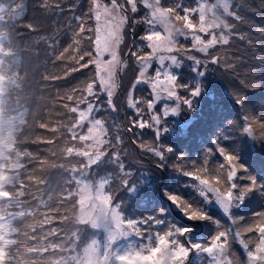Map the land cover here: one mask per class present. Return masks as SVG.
Segmentation results:
<instances>
[{
    "label": "snow or ice",
    "instance_id": "snow-or-ice-1",
    "mask_svg": "<svg viewBox=\"0 0 264 264\" xmlns=\"http://www.w3.org/2000/svg\"><path fill=\"white\" fill-rule=\"evenodd\" d=\"M138 3H142L147 9L139 22L148 25V28L146 33L140 36L144 43L129 52L139 67V74L132 84V89L135 90L140 84L147 85L152 98L145 101L150 114L149 119L145 120L144 109L137 107L140 101L134 100L132 92H129L127 103L129 108L135 110V118L127 130L132 131L134 128L151 130L154 133L153 145L141 144V147L161 161L165 159V153L171 151L169 148H162L158 142L161 131L165 130L161 125L165 117L175 114L178 109L163 107L160 112L156 105L160 101L175 100L191 110L193 99L200 94L199 86L190 87L179 83L172 71L173 67L180 65V59L173 53L188 51L179 44V37L190 39L191 48L206 55L217 45H229L233 35H237L240 40L246 39L243 34H234L235 25L226 19V17H233L237 21L242 19L238 12L232 10V0H215L213 3L209 0H199L195 7L183 4L182 0L168 5L162 4L161 0H123V3L121 0H110L108 4L103 0H90L86 14H73L69 20L70 28L71 22H76V26L71 28L72 43L64 47L59 55L69 53V60L74 61L76 66L67 69L65 75L90 66L94 68V73L90 79L71 89L67 94V101L72 102L75 98V102L65 103L63 107L76 116L70 125H64L62 122L61 124L67 128L72 143L66 141L61 150L67 163L57 164L54 161L52 166L71 173V180L77 187L74 192L66 191L63 200L77 197L72 203L74 206L78 204L80 209L77 220L81 223L86 222L93 229L103 227L107 231V238L103 244L92 240L80 251L75 247L77 229L71 234L70 247L66 248L64 243L50 240L44 242L48 237L58 236L62 231L57 227L44 231V225L51 224L56 219L63 222L67 216L44 214L38 223H24L23 226L18 224L17 222L25 217L40 215L38 209L30 205V198L35 196L33 187L43 192L44 189L40 186L48 183L44 176L33 175L34 169H29L27 165L36 161L38 168L42 170L43 166L48 164V160L30 151L3 150L4 155L0 156V176L5 178L0 181V264H148L149 261H153V264H189L190 255L205 253L211 258V264H264V212L256 213L251 223L247 225H241L240 218H233L230 215V209L243 203L248 194L264 192V185H258L254 178L249 177L248 185L237 194L235 181L238 173L245 169L223 148H219L218 151L223 156L225 164L215 170L214 174L209 175L208 169L204 167L180 171L197 182L199 195L203 197L205 203L214 200L219 205L229 217L230 226L221 224L213 216L206 214L203 208L175 194H167V198L183 214L185 223L161 227L164 223L163 210L160 219L148 217L139 221L126 220L119 211L120 204L114 203L117 193L110 187L113 176L104 175L95 182L88 179L89 173L95 171L93 166H98L102 162L114 164L118 169L116 179L120 191L126 190L130 195L137 192L135 182L132 181V173L126 170L119 152H112L109 159L104 160V157L109 155L108 149L114 145L108 137L104 121L94 115L101 111L102 107L94 101L106 95L108 108L116 111L113 95L118 86L117 73L127 67V61L120 58L119 49L124 42L123 30L130 19L128 10L130 9L133 14L137 13ZM64 4L65 0H36L35 6L47 14L58 15L64 12ZM70 7L74 10L78 5L73 4ZM193 17H198V20H194ZM87 20L94 21V27L88 25ZM27 27L30 32L37 31L31 22H28ZM88 33L93 35H87ZM202 33L209 38L204 39ZM41 38L49 39L46 35ZM84 39L89 40L90 49H81V41ZM57 43L49 42L48 47H56ZM145 48L150 51L145 52ZM186 58L202 67V61L195 56L187 55ZM220 59L218 56H211L209 62L218 64ZM154 61L158 66L154 69L153 75H148ZM206 67L207 64H204L203 68ZM181 89L187 92L186 96L179 95L178 90ZM77 92L79 95H76ZM235 98L237 103L243 104V96ZM245 119L247 126L243 131L257 140H264V121L257 117ZM85 124L88 125L86 131ZM256 124L262 130L259 135L254 132ZM41 128L53 133L59 130L43 124ZM53 141L54 137L40 138L41 143L52 144ZM120 142L121 138L117 136L116 143ZM51 154L56 155L55 152ZM73 157L79 159L73 161ZM39 206L47 207V201L39 200ZM56 213L60 211L57 210ZM204 222L216 225V232L209 240L208 246L193 239L196 229ZM152 225H156L157 229L149 230ZM144 226L148 229L147 233L143 230ZM37 227L41 229L40 233H37ZM145 235L146 242L143 241L139 247L129 245L128 250L122 252L118 246L120 242L132 236L143 238ZM30 240L35 243L30 244ZM233 241L243 248L246 256L244 261H241L232 250ZM49 249L66 254L45 257L44 253Z\"/></svg>",
    "mask_w": 264,
    "mask_h": 264
},
{
    "label": "trees",
    "instance_id": "trees-1",
    "mask_svg": "<svg viewBox=\"0 0 264 264\" xmlns=\"http://www.w3.org/2000/svg\"><path fill=\"white\" fill-rule=\"evenodd\" d=\"M174 2H180V0H161V3L164 5ZM198 2L199 0H182L183 4L192 7H195ZM209 2L213 3V0H209ZM104 3L108 4L110 3V0H105ZM121 3H123V0H121ZM73 4L78 5L74 10L70 7ZM89 4L90 0H65V4L63 5L65 8L64 12L59 13L58 15H50L35 6L36 0H0V25L3 21L9 23V30L3 29L2 27L0 28V56L4 54L5 57L11 59L14 68V71L10 74L12 80H10L9 77H6V81L3 85L4 89H0L8 94L6 102H8L9 99L12 108L14 109L15 107L19 110L22 122L26 123L27 126L26 132L30 137V139L27 138V141L22 142L20 146L16 147V150L30 151L40 158H44L47 151L52 150L56 154L55 156L52 155V159L57 164L67 163L63 159L61 150L65 146L66 141L69 143H72V141L70 134L67 132V128L63 127L61 122L64 125H70L76 114L69 113L63 105L65 103L72 104L75 102V98L72 102L67 101V94L71 89L90 79L91 75L94 73V68L90 66L89 68L65 75L67 69L75 67L76 65L75 62L69 60V58L62 59L63 56L59 55V53L63 52L64 47H67L72 43L73 37L71 28L76 26L75 21L71 22V28L69 27V22H64L66 14L72 13V16L73 14H86ZM137 7L138 12L135 14L131 13L130 9L128 10L127 14L130 17L128 21L129 25L127 24L124 28V42L120 45L119 49L121 60L128 62L131 61V63H127V67H125L126 78L124 73H121V75L117 73V82H121V88L124 87V82H126V86L129 87L133 80L136 79L137 76L135 75H138L136 71L137 66L133 62L130 54L128 55L129 52L126 53L125 50L128 39L133 42L134 40L141 41L140 36L144 35L148 28V25L139 22L146 13V9L143 7L142 3H138ZM232 10L238 12L242 19L240 21L235 20L233 17H226V19L229 23L235 25V28L233 29L234 34L245 35V40H240L237 38V35H233L229 45H217L215 48L210 49L209 53L206 55L208 58H211V56H218L221 59L219 62L220 64L217 67L212 68L211 72L207 74L201 75V70L203 69L204 64L211 66L209 62L202 63V67L196 66L192 60L187 59L181 52H176L180 59L179 67L172 69L176 77L181 76L184 78L180 81L182 84L189 85L190 87H200V94L194 99L196 101L200 99L203 102L194 105L191 110L188 108L187 110L190 113V116H198L199 114L204 115V119H196L195 124L197 127L192 129L205 135L200 136L194 131H190L183 137H179L180 135L175 137L164 135L160 136V140L165 143L160 145L171 146L172 149V145H180V152L183 153L181 150L186 147L203 146L211 148L214 143L224 144V141H228L226 139L227 134H233V140H236L239 137L237 134L245 133L243 131L247 126L245 119L235 125L232 124L243 115V110L241 109L242 106L237 103L235 97L240 96L242 93L248 92L251 89L244 85L240 86L236 79L231 80L225 73H232L238 70L241 66L248 68L251 71L252 81L264 87V56H257L258 53H264V0H234ZM193 19L198 20V17H193ZM28 22H31L37 31L30 32L27 27ZM86 23L94 27V21L87 20ZM45 35L49 38L48 40H43L41 38ZM87 35L93 34L88 33ZM201 35L206 39V36H204L203 33ZM249 41H251V43H249ZM49 42L58 43L56 47L50 48L48 47ZM12 43L13 45L11 46ZM143 43L144 42L142 41V44ZM179 44L187 45L191 49V52L195 51L191 48L190 39L186 40L183 37H179ZM90 47L91 45L88 39L81 41L82 50L90 49ZM133 48L134 45L130 50H133ZM147 51L150 50L146 48L145 52ZM64 55L69 56V53H64ZM220 79H222V82H220ZM144 87V84L137 85L136 89L133 90L132 96L134 100L140 101V103L137 104V107L144 109V112L148 113L146 103L144 104L139 97V93ZM130 88L131 87H129V90ZM98 89L99 86L97 85V90ZM127 89L128 88H123L121 91H119L118 88L116 89V92L113 95V103L116 107V111H112L108 108L106 95L101 96L100 100L94 101L97 105H102L101 111L94 113L95 117L104 121L107 130H109L108 127L110 128L108 137L111 139L114 147L108 149V157L111 155V150L113 152H116L117 150L120 152L119 149H116V146L121 145V148H124V145L122 144L124 139L129 142L130 140H136L138 138V144H142L138 134L133 136L134 131L127 130L131 127V115L133 112L135 113V110L128 106L127 101L129 91H127ZM148 91H150L149 88ZM184 94L187 95V92H184ZM76 95H79V92H77ZM140 95L145 98L144 94L140 93ZM250 95L252 96L250 100L251 105L254 104L255 100L259 102L264 101V92L252 91ZM81 107H84V105H81ZM259 108L260 104L252 107L254 111H258ZM53 109L62 111L59 117H52V119L56 120V125H54L53 128L59 129L55 133L46 128H41V125H44L46 119L52 115L51 110ZM118 110H121L120 114H118ZM31 120L33 121L32 127H30L29 123ZM174 120L177 119L175 118ZM114 122L119 124V127L123 126V134L121 133L122 142L120 143H116V138L119 136V133L117 129H114ZM200 123H202V127H199ZM45 126L50 128V125ZM87 127L88 125L85 124L84 131L87 130ZM199 129L202 131H198ZM138 130L140 131L141 129L138 128ZM34 133L49 138L54 137V141L52 144L41 143L40 141L34 142L32 141ZM248 136L245 137L244 141L249 143L251 140L261 148L259 140L254 137H250L249 139ZM15 145L17 144L15 143ZM77 146H79V144ZM135 146L136 152L133 155L134 157L127 155L126 152L124 155H120L123 159V163L125 162V168L135 174L141 169L148 170L152 177L151 181L148 183L150 185L149 188H151L149 192L151 193L153 188H155L157 198L160 200H153L150 198L147 201V205L150 208L155 207L154 209H156V207H165L171 201H169L168 198L166 200L162 193L160 194V191H167L173 186L168 173L170 170V157L161 161L152 153H149V155L146 156L143 154L141 148H138L136 144ZM228 150L233 153L232 150ZM136 154L139 155L140 159L145 158V162H138ZM27 159L28 158H25V160ZM27 167L29 169H34L33 175L44 176L48 179L47 184L40 186L44 189L43 192H40L33 187L35 196L30 198V204L37 199L38 203L41 199L46 201L51 196V199L48 202L49 205L58 208L60 213L66 216L68 202L71 201L72 204L74 198L72 197V200L69 199L65 201L63 200V195L66 194V191H73V186L61 185V177L65 174L70 177L71 173L59 167H53L51 170L42 171L38 168L36 161L28 163ZM56 181L57 185L54 186ZM68 182L72 183V181ZM194 189L199 195L197 183L195 184ZM201 200L211 210L216 209L217 211H222L214 200L209 203H205L203 198ZM241 205L242 203L240 206ZM51 207L47 210V215H61L56 213ZM77 209L79 211V207H77ZM167 210L172 218L181 223H185L181 220L183 218L179 216L178 212L169 209ZM165 213L169 216V213L166 211L163 212V216L166 215ZM146 216L147 215L145 214V217ZM148 217L151 216H147V218ZM143 218H137V221ZM154 218L160 219L161 214L154 216ZM164 219L165 218L163 217V221H165ZM17 223L23 226L24 223H30V220L28 217H25L22 221H18ZM163 226H165L164 223L161 227ZM208 226L211 227V223L204 222L202 227L200 226L202 231L196 233L193 237L195 242L208 246L209 240L214 235L213 231L209 232L212 228H208ZM48 227L61 228L66 236H64L61 231L58 236H53L54 238L48 237L44 242L47 243L50 240L55 243H64L66 248L71 246V234L77 229L78 238L75 247L80 251L91 243L92 240H101V244H103L107 238L105 234H103L101 238L98 230L91 228V226L86 223H81L77 220V216L68 217L64 222H61L59 219L53 220L51 224H48ZM151 229L156 230L157 226L152 225ZM140 238L141 237L132 236L127 240L120 242L118 246L122 252L127 251L129 245L139 247L143 241L146 242V236L142 238V242ZM232 245L237 247L243 258L246 259L245 252L244 250H241V246L234 241ZM64 254L66 253L59 252L58 250L54 252L52 249H49L48 252L44 253V256L51 257L53 255ZM193 255L195 256V254ZM197 256L199 257L198 260H200V262L196 264H211V258L206 253Z\"/></svg>",
    "mask_w": 264,
    "mask_h": 264
},
{
    "label": "rangeland",
    "instance_id": "rangeland-1",
    "mask_svg": "<svg viewBox=\"0 0 264 264\" xmlns=\"http://www.w3.org/2000/svg\"><path fill=\"white\" fill-rule=\"evenodd\" d=\"M2 1H5V0H2ZM103 2H105V0H103ZM213 2H215V0H213ZM233 3H234V0H232V5H233ZM146 12H147V9H146ZM71 17H72V13L66 14L64 22L68 23ZM230 24H232V23H230ZM63 25H65V24H63ZM92 25H93V22H92ZM1 27L3 29L9 30V23L7 21H3V22H1L0 28ZM130 30H131V28H130ZM123 31L125 32V30H123ZM10 36H11V34H10ZM208 38L209 37L206 36V39H208ZM12 45H13V43L11 44V46ZM133 45H134L133 50H136V48H138L140 45H142V41L134 40V42H133L132 40L130 41V39H128L127 45L125 47L126 53L130 52V49L132 48ZM180 45L183 48L188 49L187 52L181 51V53H183L185 56L192 55V56H195L196 58L200 59L202 61V63L209 62L210 58H208L206 56V54L200 53L197 51L191 52V49L187 45H185V44H180ZM145 50H146V48L144 49V51ZM177 53L176 54L173 53V54L177 55ZM128 55H129V53H128ZM257 56H264V53H261V54L258 53ZM68 58H69V56H67V55H63V57H62V59H68ZM105 59H107V58H105ZM132 59H133V62L135 63V65L137 66L136 71L139 74V67H138L137 63L135 62V58L132 57ZM127 63H131V61H129V62L127 61ZM219 64L220 63L211 64V66H209L207 64V67L203 68L201 70V72L203 74H207V73L211 72L212 68L217 67ZM130 66H132V65H130ZM157 66L158 65L154 61L152 64V67L148 70V75H153L154 69ZM173 68H175V67H173ZM129 69H130V67H129ZM13 71H14V68H13V65L11 63V59H8L7 57H5L4 54H2L0 56V77H6V76L10 75ZM121 73H124L125 78H126L125 68H123V70H121ZM225 74L231 80L236 79L237 83H239L240 86L244 85V86L251 89L250 91L244 92L240 95V96L244 97L243 104H241V106H242L241 109L243 110V115L238 120L234 121L232 124L235 125L237 123H240L247 116H249V118L257 117L261 121H264V101L259 102V101L255 100L254 104L251 105V103H250V100L252 98L250 93H252V91L264 92V87H262L261 85H258L252 81L251 71L248 68L241 66L238 70H236L232 73H225ZM135 76H138V75H135ZM177 78H178L179 83H181L180 81H182L184 79L181 76H178ZM212 78H213V76H212ZM215 78H216V76H215ZM134 82H135V79L133 80L132 84ZM220 82H222V79H220ZM132 84L129 86V87H131L129 90V87L126 86V82H124V87H122V89L128 88L127 91L132 92V94H133ZM117 85H121L119 81L117 82ZM117 88H118V86H117ZM148 88L149 87L147 85H145V87L143 89H141V91H140L141 94L145 95V98L141 97V95L139 93V97L142 99L144 104H145L146 100H149L152 98L150 95V91H148ZM115 92H116V90H115ZM178 93L182 97L186 96L182 89L178 90ZM6 95L8 97L7 93H6ZM201 102H203V101L200 99L198 101H196L194 99L193 100V106L198 104V103H201ZM259 104H260V108L258 109V111H254L252 109V107L257 106ZM193 106H192V108H193ZM163 107H177L178 110L175 114H169L167 117L164 118V121L161 125V128L165 129V130L161 131L160 136L168 135L169 137H175L177 135H180L179 137H183V136L187 135L190 131H194L195 133H198L195 130H193L192 128L197 127V125L195 124V121L197 118H203L204 119L203 114H199L198 116H196V115L190 116V113L188 112L187 107L182 105V104H179V102L175 101V100L160 101L158 103V105L156 106L157 110L160 112H162ZM61 113H62V111H60V110H55V109L51 110L52 115H50L46 119L44 125H50V128H53L54 125H56V120L52 119V117H59ZM120 113H121V110H118V114H120ZM143 116H144L145 120L149 119V113L143 112ZM21 118L22 117L20 116L19 111L13 109L11 104H9V103L5 104L2 102L0 103V121H3V122L11 121L12 124L14 125L15 142L12 144V148L10 149V151H16V147L20 146V144L22 142L30 139L29 135L26 132V130H27L26 123H23ZM131 118L132 119L135 118L134 112L131 115ZM175 118L177 120H174ZM131 121L132 120H130V125H131ZM29 123H30V127H32L33 121L31 120V121H29ZM199 127H202V123L199 124ZM108 129H109L108 130V132H109L110 128L108 127ZM114 129H117L119 136L121 138V133L123 134V126L119 127V124H116L114 122ZM133 131H134L133 136L138 134V137L140 138V141L142 144H145L146 146L153 145L154 133L151 130H149L148 128H145V129L139 131L138 128H134ZM187 131H188V133H187ZM198 131L201 132L202 130L199 129ZM261 131L262 130L259 128L258 124L254 125L255 134L259 135V133ZM198 134L200 136L205 135V134H200V133H198ZM41 136H43V135L34 133L32 141H34V142L40 141ZM160 136H159L158 142H159V144H164L165 142L160 140ZM237 136H239V137L236 140H233V134H227L226 139L228 141H224V144L223 143H220V144L214 143L213 147H211V148H206L203 146L186 147V148H183L181 150L183 153L180 152V145H172L173 149L171 148V146L161 145L162 148L171 149L170 152L165 153L166 154L165 158L170 157V160H169L170 170L168 171V173H169V176L171 178L173 186L170 189H168L167 191H160V194L162 193V195L164 196V198L166 200H167V197H166L167 194H175V195L185 199L186 201L191 202L193 205L203 208L206 214H210L216 220H218L221 224H223L225 226H230L229 217L224 214L223 210L221 212L217 211L216 209L211 210L208 206H206L203 203V201L201 200L203 197L198 195L196 190L194 189V186L197 182L192 180L190 177L184 175L183 171H180V170L192 171V170H195V168L204 167V168L208 169L209 175L214 174L215 170H217L219 167H221L225 164L223 156H221L220 152L218 151L219 148H223L226 153L233 155L236 158L238 164L243 169H245V171L238 173V176H237L236 181H235V183L237 185V194H239L240 190L243 187H246L248 185V183H249L248 178L249 177L254 178L258 185H264V140H259V142L261 144V148H260L256 143H254L251 140L249 143L244 141L245 137L248 136L246 133L237 134ZM248 137L250 139V136H248ZM15 143L17 145H15ZM122 144L124 145V148H121V145L116 146L117 147L116 149L120 150V152L118 150L117 151L120 153L121 156L124 155L125 152L127 155L133 156L134 153L136 152L135 144L138 146V148H141L143 150V154H145L146 156L149 155V152H146L141 147V144H138V138L136 140H130L129 142H127V140L124 139ZM228 149L232 150L233 153L230 152ZM52 152L53 151L50 150V151H47V153L45 154L44 158H47L48 164L43 166L42 171H47V170L53 169L52 164H53L54 160L52 159L53 158L52 154H51ZM112 152L113 151L111 150V153ZM72 159H73V161H76L79 158L73 157ZM108 159H109L108 156L104 157L105 161H107ZM120 159L123 160L122 157H120ZM136 159L138 162H145V158L140 159L138 154H136ZM124 165H125V162H124ZM93 168L95 169V171L90 172L89 176H88V179L92 182H95L101 176H104V175H112L113 176V180L111 182L110 187L112 188L113 191H115L117 193L115 200H114V203L120 204L119 211H120V213L124 219L137 221V218H143V217H145V214L147 216L154 217V216L161 214V210H163V212L166 211L169 213V211L167 209H171V211L174 210V211L178 212L179 216L183 218V214L179 211V209H177L169 201H168L169 204H167L165 207H161V208L156 207V209H154L155 207H153V208L148 207L147 201L150 198H152L153 200L158 199L157 194L155 192V188H153V191H151V193L149 192L151 188H149L150 185L148 183L151 181L152 177L149 174L148 170L141 169L136 174L133 173L132 171H130L132 173V181L135 182V186L137 188L136 194L130 195L126 190L120 191L119 183H118V180L116 179V177L118 176V170L114 164L102 162L98 166H93ZM22 171H23V169H22ZM77 175H79V173H77ZM68 180L72 181L71 177H68L67 174L62 175L61 185L66 186V182ZM213 183H214V181H213ZM56 185H57V181L55 182L54 186H56ZM72 186H73L72 188H73V192H74L76 190V187H77L74 181H72ZM73 198H74V200L77 199L75 196ZM158 200H160V199H158ZM34 202L37 204V206H38L37 209H38V212L40 213V215L36 216V218H35L36 223H38L39 220L43 219V215H44V213H47L48 209L44 210L43 206H39L38 199ZM238 206L232 207L230 209L231 217L240 218V224L241 225H247V224L251 223V221L253 220L252 218L255 216L256 213L264 212V192H252V193L248 194L246 196V198L244 199L242 205L240 206V204H239ZM77 207H78V204H77V206H74L73 204H71V201L68 202V207H67V211H66L67 218L72 217V216H75V217L79 216L80 209L78 211ZM57 210H59V209L55 207L54 211H57ZM59 214H61V213H59ZM61 215H63V214H61ZM147 216L143 219H146ZM163 217L165 218L164 219L165 220L164 221L165 226L172 225V224L179 226L180 224H182L181 222L172 218L170 213H169V216L166 214ZM181 220L183 222H185L184 219H181ZM211 225H212L211 227L208 226V228H212L211 230H209V232L213 231L215 233L216 232V225H214L212 223H211ZM200 226L202 227V224ZM200 226L196 229L195 234L200 233L202 231ZM101 228L105 231V235L107 237V231L103 227H101ZM37 229H39L41 232V229L39 227H37ZM48 229H49L48 224H45L43 230L47 231ZM143 230L145 231V233H147V231H148L146 226H144ZM149 230H152V229L150 228ZM62 233H63V231H62ZM63 235L66 236L65 233H63ZM100 236L102 238V236H103L102 232L100 233ZM50 238H53V237L50 236ZM140 240H141V242L143 241L142 238H140ZM99 242L101 243V240ZM29 243L32 244V243H35V241L30 240ZM232 244H233V242H232ZM233 247L234 246L232 245V250L236 253V255L239 257V259L241 258L243 260H241V259L240 260L244 261L245 259L243 258V256L239 252V249L237 247H234V248ZM241 250H243V248H241ZM198 258L199 257L196 254H195V256L193 254L190 255L189 264L199 263L200 260H198ZM153 259L155 260L156 257H154ZM148 264H153V261H149Z\"/></svg>",
    "mask_w": 264,
    "mask_h": 264
},
{
    "label": "clouds",
    "instance_id": "clouds-1",
    "mask_svg": "<svg viewBox=\"0 0 264 264\" xmlns=\"http://www.w3.org/2000/svg\"><path fill=\"white\" fill-rule=\"evenodd\" d=\"M3 77H0L2 80ZM15 142L14 125L11 121L3 122L0 121V156L4 155V149H11L12 144ZM5 178L0 176V181Z\"/></svg>",
    "mask_w": 264,
    "mask_h": 264
},
{
    "label": "bare ground",
    "instance_id": "bare-ground-1",
    "mask_svg": "<svg viewBox=\"0 0 264 264\" xmlns=\"http://www.w3.org/2000/svg\"><path fill=\"white\" fill-rule=\"evenodd\" d=\"M126 60V59H125ZM119 74V73H118Z\"/></svg>",
    "mask_w": 264,
    "mask_h": 264
}]
</instances>
